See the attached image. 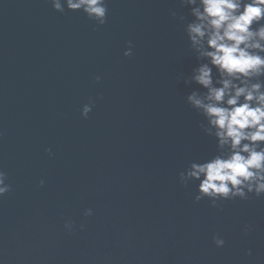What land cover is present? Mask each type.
I'll list each match as a JSON object with an SVG mask.
<instances>
[{"label": "water", "instance_id": "water-1", "mask_svg": "<svg viewBox=\"0 0 264 264\" xmlns=\"http://www.w3.org/2000/svg\"><path fill=\"white\" fill-rule=\"evenodd\" d=\"M106 2L98 27L48 0H0V264H264V197L212 208L179 183L216 154L186 103L188 9Z\"/></svg>", "mask_w": 264, "mask_h": 264}, {"label": "clouds", "instance_id": "clouds-1", "mask_svg": "<svg viewBox=\"0 0 264 264\" xmlns=\"http://www.w3.org/2000/svg\"><path fill=\"white\" fill-rule=\"evenodd\" d=\"M53 11L80 12L98 27L107 22L106 0H48ZM188 9L184 33L196 66L183 78L197 88L186 96L187 105L202 118L199 128L215 140L216 154L194 160L179 174V183L196 185L194 202L207 199L212 208L224 201L264 197V0H179ZM171 15L176 17V13ZM131 41L124 51L131 57ZM101 77H95V83ZM94 101L82 106L88 118ZM2 135V133H0ZM51 155V149L46 150ZM7 174L0 170V197L11 191ZM42 179L39 186L43 187ZM91 209L84 215L91 216ZM71 233L73 224L64 225ZM81 225V230H83ZM252 231L245 225L243 232ZM216 248L225 240L212 237ZM247 255H251L249 251Z\"/></svg>", "mask_w": 264, "mask_h": 264}]
</instances>
